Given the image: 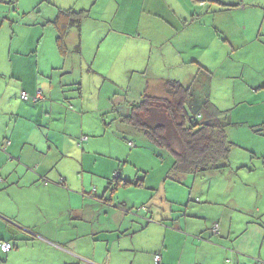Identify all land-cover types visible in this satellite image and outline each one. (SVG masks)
Masks as SVG:
<instances>
[{"label":"crops","instance_id":"0c3cea01","mask_svg":"<svg viewBox=\"0 0 264 264\" xmlns=\"http://www.w3.org/2000/svg\"><path fill=\"white\" fill-rule=\"evenodd\" d=\"M191 2L192 8L189 0H16L13 7H0V30L10 31L0 39V241L13 247L0 252V264H155L156 254L158 264H264V148L260 154L251 152L253 158L261 157V165L240 160L235 152L229 166L218 171L174 174L171 165L168 172L158 171L159 184L150 186L153 192L142 199L134 190L121 198L117 190H142L143 180L136 185L118 173L101 184L92 176L99 166L95 157L116 146V135L104 139L107 126L86 117L85 93L94 103L98 76L113 82L135 73L147 78L150 58L143 51L139 59L137 42L142 26L155 36V28L165 23L176 31L175 38L190 19L195 29L206 31L204 39L190 40L206 64L217 62L219 51L211 47L209 58L200 47H210L205 40L213 43V32L221 31L243 66L238 76L246 79L236 103L242 110L238 123L264 125V0H233L227 7L217 0ZM59 10L84 15L77 26L67 27L61 49L56 40L66 27ZM24 19L43 24V38L42 32L28 31L14 40L15 27H24ZM22 56L31 59L21 64ZM195 57L191 60L201 66L198 74L209 80V69ZM141 59L147 63L136 67ZM72 61L80 74L68 79ZM252 62L259 63L258 72L248 69ZM96 63L108 68L104 72ZM210 86L198 98L192 90L194 98L208 101L227 119L231 109L213 104ZM21 93L27 94L26 101ZM226 122L225 134L233 121ZM85 153L94 159L85 163ZM109 167V174L117 172ZM181 194L185 196L179 198Z\"/></svg>","mask_w":264,"mask_h":264},{"label":"rangeland","instance_id":"374dc122","mask_svg":"<svg viewBox=\"0 0 264 264\" xmlns=\"http://www.w3.org/2000/svg\"><path fill=\"white\" fill-rule=\"evenodd\" d=\"M207 1L211 0H204V3H207ZM217 1H220L222 6L227 7L232 4L230 2L233 0ZM2 5L4 4H1L0 7L6 8V6ZM188 6L192 8V2L190 3V0ZM209 15L211 16L212 13H209ZM28 17L29 14L25 16V18ZM148 18L150 21H155L153 20L154 18L152 16H149ZM27 21V19L21 21V24H23L24 27H21L20 29L15 27L17 34L15 35L14 40L19 37L24 38L28 31L38 33L42 32L41 38H43L46 31L43 24L38 23V25H35L32 22L28 23V25L26 23ZM190 22L191 20L189 19L188 22L181 26L179 31L180 33L176 35L175 38L172 36V34H177L176 31L173 33L172 30L174 29L171 30L170 27L165 23L160 24L158 30L155 28V36L152 34L153 30L142 26L141 36L138 38L137 42L141 48L139 59L140 56H142L143 51H148V57L150 58V63L147 67V78L143 80L141 74L135 73L133 74V77H130V79L128 75L121 78L117 76L113 79L114 82L109 80L111 82L109 83V81H105L104 78L98 76L94 78V81L97 83V89L93 94L95 102L93 103L90 95H88L89 93H85L84 112H87L86 117L89 116L91 122H98L99 120L101 125L104 123L107 126L108 133L111 135L106 133L104 139L109 137L112 138L114 137L113 135H116L117 137H115L116 146L111 150L105 151L104 153H101V155L99 153V155L96 157L90 153H85V163L89 162L90 159H94V157L95 159H98L99 162L98 168L92 172L93 178L95 180L99 179L101 184H107L108 181H112L115 176L118 178L119 173L123 180L136 182L137 180H143L144 182V189L142 190H135V188H119L117 190V194L121 198L126 196L129 197L130 190H134L136 194H143V196L139 199L150 196V191L153 192V190L150 189V186H157L159 184L161 174L158 171L168 172L172 165L174 157L172 153L156 148L150 144L140 132L122 124L120 121V117L130 114L133 104L138 103L139 100L143 99L144 96L140 97L143 92H146L150 96L166 98L167 93L162 88L164 81L174 80L180 82L184 86L190 87L197 98L204 96L205 90L208 86H210V83H212L210 86V91L213 92L212 100L215 102L212 103L217 104L216 106L221 108H225L223 109L224 111L231 109V112H229L230 117H227L226 120L229 122V120L232 119L233 123L230 122V125L226 129V135L234 140V142L237 143L239 147L233 146L230 155L232 152L239 153L241 155L240 160H247L250 161V163L253 162V164L257 163L261 165V157L257 155V158H253L252 156L254 155L251 152L255 151L260 154V148H264V125L261 126L260 129L251 128V126L244 124L246 121L243 123H238L241 120L240 118L242 110H239L236 107V103L239 96V89L243 88L246 79L238 76V72L243 69V66L237 61L236 51H233L232 46L225 42V37L221 31H214V37L212 38L213 43L205 40V42L208 43L210 47L208 46L205 49L200 47V50L205 52V56L212 58V54L214 52L211 49L212 47L216 51H219L217 52L219 53V58L217 62H212L209 64L204 63L203 55L199 53L198 49L193 48L194 43L190 40L191 38L195 37H202L204 39L206 31L195 29L194 24ZM25 25H27L31 30H28ZM12 26L14 27L15 25H11V27ZM160 32L163 34V39L161 41ZM127 33L133 34V38L136 39L137 33L135 30L127 31ZM9 34V29L7 32L5 29L0 30V39L8 38ZM151 37L154 39L152 44L147 41ZM163 40L165 41L163 42ZM109 41L110 40L107 39L106 43ZM132 47V45L130 47L127 46V48ZM103 48L104 45H102V49ZM69 50L70 55H73L74 53L72 46ZM178 50L181 52V58L179 57V59L177 58ZM110 55H113V53ZM195 55H199L201 61L198 62L209 69V72L211 73L209 80L204 74H198L199 67L201 66L191 60V58H196ZM30 59L31 58L28 56H22V58H20L21 64ZM146 63L147 62H143L141 59L137 62L136 67H140L142 64ZM5 64L8 65V62ZM106 64L107 63H99L97 65L102 70L104 69L105 72V70L108 68V64ZM257 67H260L259 63L252 62L250 63L248 69L252 72H258ZM68 69L72 70V73L68 76V79H74V77L77 78L79 76L80 71L77 67L76 61L69 62ZM84 73L87 76L86 66L84 67ZM98 90H100L99 98L97 97ZM110 99H113V101L109 102ZM250 101L253 104L252 99ZM256 105L258 107L261 104ZM91 108H93L92 112L90 111ZM73 111L75 113H79L78 108ZM62 118L64 119V114L62 115ZM70 118L71 114L69 113L66 120L67 124L70 122ZM102 130L104 129L102 128L101 131ZM71 132H73V130L70 128V133ZM173 144L176 149H179L177 139L175 137H173ZM252 145H256L257 149L250 147ZM246 148L251 149L248 150ZM245 164V166L250 165L249 163L247 164V162ZM109 166H114L117 172L114 171L113 174L112 172L109 174ZM167 180L170 182V178ZM148 182L150 185L146 184ZM180 186L183 185L181 184ZM184 196V194H181L179 195V198H183Z\"/></svg>","mask_w":264,"mask_h":264},{"label":"trees","instance_id":"16d2710c","mask_svg":"<svg viewBox=\"0 0 264 264\" xmlns=\"http://www.w3.org/2000/svg\"><path fill=\"white\" fill-rule=\"evenodd\" d=\"M0 3L13 7L16 0H0ZM83 16L81 12L58 11V19L66 28L57 36V47L62 48L67 27L77 26ZM163 88L166 98L144 96L132 105L129 115L120 117L121 123L140 132L156 148L172 153L174 174H197L228 167L235 145L226 138L225 113L208 101L198 102L190 87L178 81H164ZM173 137L179 149L175 148Z\"/></svg>","mask_w":264,"mask_h":264},{"label":"built area","instance_id":"2783aa9c","mask_svg":"<svg viewBox=\"0 0 264 264\" xmlns=\"http://www.w3.org/2000/svg\"><path fill=\"white\" fill-rule=\"evenodd\" d=\"M37 96H39V94H38ZM20 97H21V99L24 100V101H26V100L28 99V96H27L26 93H21V94H20ZM62 182H63V180H60L59 183L61 184ZM43 184H44V185H47L48 183H47V181H43ZM212 231H213L214 233H217V227L215 226V227L212 229ZM11 250H12V245H11L9 242L0 241V252H2V253H8V252H10ZM153 260H154V263H155V264H158V263L160 262V260H161L160 255H159V254L154 255Z\"/></svg>","mask_w":264,"mask_h":264}]
</instances>
